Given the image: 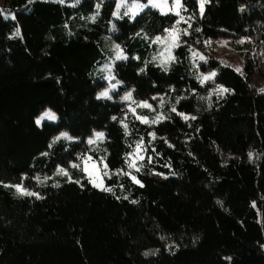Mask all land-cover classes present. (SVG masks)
<instances>
[{
    "label": "trees",
    "instance_id": "trees-1",
    "mask_svg": "<svg viewBox=\"0 0 264 264\" xmlns=\"http://www.w3.org/2000/svg\"><path fill=\"white\" fill-rule=\"evenodd\" d=\"M204 2L132 19L118 0H0V264H263L249 255L264 257V90L249 83L264 0ZM222 37L245 40L242 72L216 57ZM107 62L119 83L99 99ZM88 157L112 191L91 184ZM59 169L71 180L57 186Z\"/></svg>",
    "mask_w": 264,
    "mask_h": 264
},
{
    "label": "rangeland",
    "instance_id": "rangeland-1",
    "mask_svg": "<svg viewBox=\"0 0 264 264\" xmlns=\"http://www.w3.org/2000/svg\"><path fill=\"white\" fill-rule=\"evenodd\" d=\"M154 3L163 4L164 0H154ZM154 3H149V0H146V2H140L137 0H118V6H117L116 13H115V17L116 18L120 17L123 14V15L129 16L130 18L133 19L137 15L144 12L148 8H153V9L159 10V11H161V13H164V14L173 13V14L177 15V12H179V15L181 14L182 6L179 8L176 7L175 0H166V7H163V8L154 6ZM199 3H200V0H199ZM180 4L182 5V0H180ZM204 6H205V2L203 3V10H204ZM170 32L172 33L171 36L169 35ZM180 32H181V28L176 27L172 30L167 31L164 36H161V37H159V39H157L158 44L162 48V51H163V52L162 51L161 52L164 55L171 56L173 54V48L177 44H179ZM244 41L245 40L233 41L227 37L220 38L215 43V46L213 47L216 57H218L223 64L231 66L235 70L242 72L243 68H244V61H243L242 55L240 53V48L242 47V42H244ZM115 48L116 49H115V53H114V57H115L114 59L116 61L124 59L125 58L124 53L118 47L115 46ZM118 53L120 56H122L124 58L117 59ZM195 54H198V53L195 52ZM197 57H199V55H197ZM112 63L113 62H107L106 65H104V67H102V66L96 67L97 69H100L105 73V76H103V78L106 81H108V83H109V87L102 92L107 91L110 98L101 97L100 96V94L102 93L101 92L98 94L99 99H112V95L114 94V91L117 89L116 86L118 85L119 82L117 81V79L114 75V72L112 71ZM211 74H213V73H208L205 77L211 76ZM213 77L214 76H211V78H213ZM112 85H115V87L113 88ZM249 89H250L251 94H256V93H259V92L264 90V73L263 74H261V73L255 74L252 77V79L249 83ZM124 100L127 101L126 99H124ZM144 103H146V102H142L141 104H144ZM56 119H57V117H56ZM47 120H50V119L45 117L43 120H41V123L43 121H47ZM96 134L94 135V137L92 139H93L94 145L97 147V146H99V144L104 142L105 137H104V133H103V138H97ZM136 162H137V157L132 156L131 164H134L136 166ZM82 165H83V169H85V168L87 169V171H84V172L87 175V177L90 179L91 184L97 189H100V190L105 189L106 183H105V180L103 177V169L100 166V163L96 162V161H94L88 157V158L83 160ZM64 171H66V170H64ZM52 180H53V182H52L53 184L61 185L65 182L71 180V178H70V174L68 172H67V175H65L61 172V169H59L53 175ZM18 188L25 190V192L34 193V191L27 190L23 186H16L15 189L19 193L18 195H21V196H29V195L24 194V192L18 191ZM249 257L255 258L260 263L262 262L264 264V257L261 256L260 254H255V255L251 254V255H249Z\"/></svg>",
    "mask_w": 264,
    "mask_h": 264
},
{
    "label": "snow or ice",
    "instance_id": "snow-or-ice-1",
    "mask_svg": "<svg viewBox=\"0 0 264 264\" xmlns=\"http://www.w3.org/2000/svg\"><path fill=\"white\" fill-rule=\"evenodd\" d=\"M149 3H154V0H149ZM175 3H176V7H178V8L182 6V5L180 4V0H175ZM203 3H204V0H200V10H201V12H203ZM154 6H156V7H161V8L166 7V0H164V3H163V4H160V3H154ZM138 7H139V6H138ZM177 15H179V12H177ZM171 34H172V33L170 32L169 35L171 36ZM158 39H159V38H158ZM117 47H118V46H117ZM121 58H124V57L120 56L119 53H118V54H117V59H121ZM201 59H203V57H201ZM214 75H215V73L211 74V76H214ZM211 76L204 77L203 79H204V80L210 79ZM112 87L114 88L115 85H112ZM221 91H226V90L222 89ZM100 96H101V97H107V98H110L109 95H108V92H107V91L102 92V93L100 94ZM124 99H126V100H130V99H131V93H129L127 96H125ZM140 106H142V107H149V108L151 107V106L148 105L147 103H144V104H142V105H140ZM172 110L175 111V108H173ZM45 117H47V118L50 119V120H54V119H56V117H55L54 114H52L51 112H46V113H44V115H43L42 117H40V119H38V120L36 121V123L39 125V124L41 123V120H43ZM163 118H164V117L158 115L157 117H155L154 119H152L151 121H149L148 118H146V117H138V119H141L142 122H144V123H156V122H158L159 120H161V119H163ZM113 119H115V117H113ZM185 119H187V117H185ZM125 127H127V126L125 125ZM96 135H97V138H103V133H97ZM152 135H153V137H154V133H153ZM90 143H91V141H90ZM139 147H140V143L138 142V144H137V148H139ZM72 166H73V167H78V165H75V164L72 165ZM105 167H106V165H105ZM130 167H135V165H134V164H130ZM82 170L87 171L86 168H85V169H82ZM137 170H138V169H137ZM61 172H62L63 174H65V175H67V172L64 171L63 169H61ZM132 178L135 180V177H132ZM138 182H139V181H137V183H138ZM57 186H58V185H57ZM103 190L112 191L111 188H106V189H103ZM18 191L24 192V194H27V195H37L36 193L25 192V190H23V189H21V188H18Z\"/></svg>",
    "mask_w": 264,
    "mask_h": 264
}]
</instances>
